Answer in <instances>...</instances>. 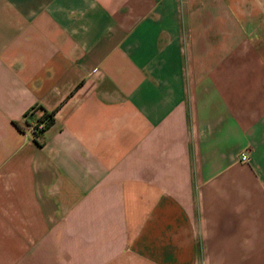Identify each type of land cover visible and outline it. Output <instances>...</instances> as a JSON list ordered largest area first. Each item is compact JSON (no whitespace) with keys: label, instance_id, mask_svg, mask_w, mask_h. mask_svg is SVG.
Segmentation results:
<instances>
[{"label":"crops","instance_id":"0c3cea01","mask_svg":"<svg viewBox=\"0 0 264 264\" xmlns=\"http://www.w3.org/2000/svg\"><path fill=\"white\" fill-rule=\"evenodd\" d=\"M0 264H264V0H0Z\"/></svg>","mask_w":264,"mask_h":264},{"label":"trees","instance_id":"16d2710c","mask_svg":"<svg viewBox=\"0 0 264 264\" xmlns=\"http://www.w3.org/2000/svg\"><path fill=\"white\" fill-rule=\"evenodd\" d=\"M53 123V113L42 111L41 116L37 120L35 124H41V128L38 129L35 133H33L32 139L35 141L36 145H40V137L43 132L52 125Z\"/></svg>","mask_w":264,"mask_h":264},{"label":"built area","instance_id":"2783aa9c","mask_svg":"<svg viewBox=\"0 0 264 264\" xmlns=\"http://www.w3.org/2000/svg\"><path fill=\"white\" fill-rule=\"evenodd\" d=\"M40 128H41V124H39V125L34 124V125L28 127V132L30 133L31 136H33V133H35ZM239 161L241 163H246L247 162L246 153L240 154Z\"/></svg>","mask_w":264,"mask_h":264}]
</instances>
